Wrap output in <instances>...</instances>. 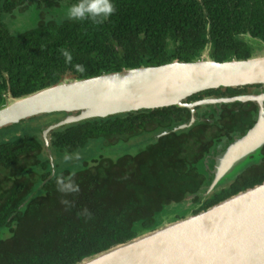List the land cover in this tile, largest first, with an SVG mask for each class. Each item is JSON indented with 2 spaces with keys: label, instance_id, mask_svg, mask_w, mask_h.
Returning <instances> with one entry per match:
<instances>
[{
  "label": "trees",
  "instance_id": "trees-1",
  "mask_svg": "<svg viewBox=\"0 0 264 264\" xmlns=\"http://www.w3.org/2000/svg\"><path fill=\"white\" fill-rule=\"evenodd\" d=\"M62 1L77 2L0 0V104L6 94L26 95L63 77L192 61L204 52L216 61L244 59L252 55L249 40L264 43V0H113L116 10L102 23L55 17L49 11ZM17 17L23 27L15 30L9 23ZM61 48L71 52V63ZM74 64L86 71L76 72ZM257 86H220L185 101L248 94ZM258 113L257 101L205 104L178 130L190 111L175 105L83 119L48 132L52 166L41 132L65 111L27 118L44 119L32 133L19 121L0 127L20 129L11 139L0 135V264H72L154 229L170 204L184 202L194 214L261 183L264 144L258 162L207 193L216 156L246 134ZM147 133L154 140L134 154H100L75 171L65 165L79 148ZM57 178L74 181L79 190L57 191Z\"/></svg>",
  "mask_w": 264,
  "mask_h": 264
},
{
  "label": "water",
  "instance_id": "water-1",
  "mask_svg": "<svg viewBox=\"0 0 264 264\" xmlns=\"http://www.w3.org/2000/svg\"><path fill=\"white\" fill-rule=\"evenodd\" d=\"M257 42L264 46L260 40ZM253 84H260L258 92L185 101L206 89ZM263 89L264 54L216 61L204 52L192 61L175 59L86 78L63 77L56 84L26 95L13 98L6 94L0 104V127L42 113L65 111L64 117L41 132L52 166L47 135L65 124L175 105L190 111L188 122L173 128L178 130L194 122L198 106L257 101L259 113L254 125L216 156L211 191L239 160H249L242 169L260 160L264 144ZM256 154L258 159L253 160ZM72 264H264V180L204 210L164 221L152 230Z\"/></svg>",
  "mask_w": 264,
  "mask_h": 264
},
{
  "label": "rangeland",
  "instance_id": "rangeland-1",
  "mask_svg": "<svg viewBox=\"0 0 264 264\" xmlns=\"http://www.w3.org/2000/svg\"><path fill=\"white\" fill-rule=\"evenodd\" d=\"M70 4L64 1H62V3L50 10L49 12L51 14H53L55 17L57 18H65L66 17V13L67 10L69 8ZM13 17V16H12ZM30 18V17H29ZM18 22L14 23V20L11 22V24L9 23L10 27L13 29L15 28V30L23 27V24H21L22 22H20L19 20H21L20 18H18ZM31 23H33L34 18H30L28 19ZM250 45L252 51L251 54L252 55H262L264 54V46H262V44L258 43L257 40L253 39V40H249ZM27 119V118H26ZM22 120L19 122H16L18 124L19 127H21L23 130H26L27 133H32L34 131V126H36V124H38L39 122H42L44 119H40V118H35L34 120H28L26 121ZM19 127H15L14 126H8L5 129H0V135H4L6 138H12V136H14L16 134V132L19 129ZM2 131V132H1ZM152 140H154V136L151 135V133H147V134H142L140 136L134 137L129 141H125V142H118L115 144H102L99 146V144H95L94 146L91 145H87L86 147H82L77 149L76 151H74L73 153H71L68 156V161H66L67 163L65 164L66 166H68V169L70 171H75L81 168L82 161L83 160H90L91 158H96L98 157L100 154L103 155V157H108L111 159H115L116 157L122 155V154H134L136 153L138 150H140L141 148H143L146 144H148L149 142H151ZM258 159L257 154L253 157V160ZM249 160H239L236 164H234L229 170H227L224 174V176H222L219 181L217 182V186L219 185H223L226 183L231 182L234 177L236 176V174L248 163ZM190 208L189 206H186L184 203H178V204H170L168 206H166L164 208V221H168L170 220L172 217L178 215V216H184L187 215L190 212Z\"/></svg>",
  "mask_w": 264,
  "mask_h": 264
},
{
  "label": "clouds",
  "instance_id": "clouds-1",
  "mask_svg": "<svg viewBox=\"0 0 264 264\" xmlns=\"http://www.w3.org/2000/svg\"><path fill=\"white\" fill-rule=\"evenodd\" d=\"M115 5L113 0H77L76 3L69 6L66 17L70 20H90L93 23H102L107 20L114 12ZM60 54L64 57L66 63H71L72 54L66 48L59 49ZM74 69L78 73H84L86 71L83 64H74ZM67 160L68 157L66 156ZM79 190V186L72 180H64L63 178H57V191L61 193L76 192ZM68 205L70 202L66 199L61 201Z\"/></svg>",
  "mask_w": 264,
  "mask_h": 264
},
{
  "label": "flooded vegetation",
  "instance_id": "flooded-vegetation-1",
  "mask_svg": "<svg viewBox=\"0 0 264 264\" xmlns=\"http://www.w3.org/2000/svg\"><path fill=\"white\" fill-rule=\"evenodd\" d=\"M253 85H255V84H253ZM256 85H258L257 86V88L260 86V84H256ZM256 87H253L252 89H255ZM264 90V89H263ZM257 92H258V90H257ZM220 187L222 186V184L221 185H219ZM219 187L217 186V187H215V189H218ZM210 192V190L208 189L207 190V193H209ZM184 203V202H183ZM185 204V203H184Z\"/></svg>",
  "mask_w": 264,
  "mask_h": 264
}]
</instances>
